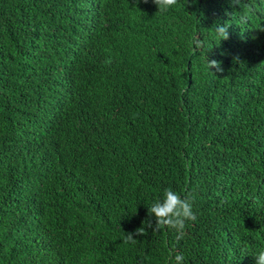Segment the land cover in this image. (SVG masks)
<instances>
[{
	"label": "trees",
	"instance_id": "trees-1",
	"mask_svg": "<svg viewBox=\"0 0 264 264\" xmlns=\"http://www.w3.org/2000/svg\"><path fill=\"white\" fill-rule=\"evenodd\" d=\"M166 188L192 200L182 232L149 227ZM262 249L264 0H0V264Z\"/></svg>",
	"mask_w": 264,
	"mask_h": 264
},
{
	"label": "clouds",
	"instance_id": "clouds-1",
	"mask_svg": "<svg viewBox=\"0 0 264 264\" xmlns=\"http://www.w3.org/2000/svg\"><path fill=\"white\" fill-rule=\"evenodd\" d=\"M145 2H147V0H145ZM153 2L158 6L159 11H167L169 8L176 5L179 0H153ZM230 2L232 5H237L240 3V0H230ZM241 20L245 21L246 17L242 16ZM229 26L230 25L227 24H217L215 31L220 41L229 38ZM197 46H200L199 42H197ZM208 67H215L217 71L223 70L220 67V62L216 60H208ZM148 214L154 217V226L153 224L149 225V227H153V230L168 227L176 228L178 231L182 232L186 220L194 221L196 219L191 198L188 196L182 197L171 188H166L162 198H158L148 207ZM142 235H144L143 228L135 230V236ZM128 241L132 243L136 242L133 233H128L125 242ZM254 257L255 264H264V249L260 250ZM182 259L183 257L179 254L175 257L177 264H180Z\"/></svg>",
	"mask_w": 264,
	"mask_h": 264
}]
</instances>
